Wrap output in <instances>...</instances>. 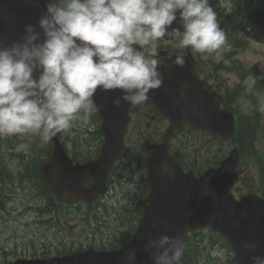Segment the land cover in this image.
Wrapping results in <instances>:
<instances>
[{
    "label": "clouds",
    "instance_id": "obj_1",
    "mask_svg": "<svg viewBox=\"0 0 264 264\" xmlns=\"http://www.w3.org/2000/svg\"><path fill=\"white\" fill-rule=\"evenodd\" d=\"M44 9L18 40L0 42V141L39 136L48 143L76 122L88 124L103 108L94 100L98 89L119 91L112 101L117 108L149 101L165 80L157 57L161 38L178 37V48L201 54L217 52L226 40L209 0H45ZM185 63L182 55L173 61ZM259 79L264 76L252 79L249 92ZM254 94L264 114V95ZM29 147L20 143L15 152L27 156ZM8 167L22 165L12 158ZM258 248L256 240L240 242L250 264H264ZM143 251L151 264H181L185 245L179 234L150 232ZM120 264H138L137 249L126 251Z\"/></svg>",
    "mask_w": 264,
    "mask_h": 264
},
{
    "label": "water",
    "instance_id": "obj_2",
    "mask_svg": "<svg viewBox=\"0 0 264 264\" xmlns=\"http://www.w3.org/2000/svg\"><path fill=\"white\" fill-rule=\"evenodd\" d=\"M41 4L44 5L45 0H40ZM33 12V9L30 8ZM24 12V9H19L17 13L19 15H22ZM26 20V18H25ZM12 22V21H11ZM13 23V22H12ZM26 24H29L27 21L22 23V34L24 32V26ZM10 27L7 25L6 28H4V34L6 37H8L7 34V28ZM21 34V33H20ZM19 34V35H20ZM21 34V35H22ZM14 39L17 37L13 36ZM20 37L18 36L17 40ZM158 102H163L162 100H158ZM98 105H103L102 110L99 111V113L102 116L103 125L102 129L104 134L106 135V144L103 147L102 151V158L101 161H110L113 160L116 155L118 154V151L121 146V142L123 140L122 133L126 130V122H127V110H128V104H124L122 107L120 113H115V108H113V104H110L107 101V98L105 99H98L96 101ZM212 118V124L219 128L220 125V116L219 114H216L214 112L210 113V117ZM228 124V121H227ZM224 130L221 131V134L224 136L223 138H232V124L230 123L228 126L223 128ZM220 130V129H219ZM222 139V138H219ZM51 160L47 162L43 167L42 170L44 174L46 175L47 179L49 180L50 184L52 185L54 191L56 192V195L58 194L60 197L68 198V199H75L78 200L81 197H85V189L83 188V181L87 178L84 171L90 166L92 163H87L85 165H76L74 166L72 164V161L69 159L67 154L65 153L63 147L58 143L57 146L53 149L51 152ZM111 165V162L109 163H102L101 168L104 170H109ZM220 174L216 175V178ZM81 177V179H80ZM91 199V198H90ZM86 199V200H90ZM180 209V208H179ZM250 220V225H258L263 224L264 226V214L262 212L259 213V215H256L254 218L251 216H244L243 222L246 224ZM148 224V223H147ZM224 227L226 228V235L230 238H236L237 232L239 228H241V221L237 218H229L226 219L224 222ZM248 227V226H247ZM244 228L242 230L247 229ZM256 233L257 231L254 230ZM156 232H158L156 230ZM247 239H252L250 236H248ZM252 240H256L259 244L258 253L257 254H264V237L256 236ZM146 242V236L142 234V232L138 231L133 239L130 241V243L126 246H124L121 250L118 251H111V252H84V253H78L74 255L71 261H63V259H59L61 261L53 262V264H89L91 261L92 264H120V260L123 257L124 253L128 251L129 249H137V257H138V264H151V261L147 255L146 252L143 251V245ZM87 255L86 257H89L91 260H86L83 258V255ZM239 258V256H238ZM80 260L79 262H77ZM248 264L250 262L248 261Z\"/></svg>",
    "mask_w": 264,
    "mask_h": 264
},
{
    "label": "rangeland",
    "instance_id": "obj_3",
    "mask_svg": "<svg viewBox=\"0 0 264 264\" xmlns=\"http://www.w3.org/2000/svg\"><path fill=\"white\" fill-rule=\"evenodd\" d=\"M225 24H226V27L227 29L229 28V22L227 19H225ZM229 32L232 31L231 29L228 30ZM226 35V33H225ZM256 41H252L250 43V45L243 51V54H242V61H243V64L246 66V67H251L252 65H258V67L264 69V40H257L255 39ZM258 49V50H257ZM211 54H207L208 57H210ZM260 125L263 126L264 125V114H263V117H261V120H260ZM37 140L41 141V139L39 138V136H35ZM0 167L1 168H5V169H9L8 167V161H6L4 158H0ZM26 170L29 172V171H32L33 169H31L30 167H24L22 166L21 167V171L23 172V174H25ZM10 172L8 171H4V173H2L0 171V177L2 176H5L6 178H11V176H14L17 174V171H12L10 170ZM1 179V178H0ZM11 190L9 188V186H7L5 188V190L0 194V196H11L10 194ZM10 194V195H9ZM81 225H85L82 221H78V220H75L72 222V227H69L72 231V235H69L68 237L69 238H77V236L79 234H82V239L84 241V243L87 242V238L89 237L88 234L84 233V232H81L80 231V224ZM205 247L208 249V245L206 244ZM7 248H4L3 249V253L7 252L6 251ZM24 253H32V251H25ZM216 260L214 261V264H228L226 261H227V254L226 252H221L220 254L216 255Z\"/></svg>",
    "mask_w": 264,
    "mask_h": 264
},
{
    "label": "trees",
    "instance_id": "obj_4",
    "mask_svg": "<svg viewBox=\"0 0 264 264\" xmlns=\"http://www.w3.org/2000/svg\"><path fill=\"white\" fill-rule=\"evenodd\" d=\"M253 4L257 5L256 13L253 11V8H256ZM240 5L244 15L256 21L264 22V0H241Z\"/></svg>",
    "mask_w": 264,
    "mask_h": 264
},
{
    "label": "flooded vegetation",
    "instance_id": "obj_5",
    "mask_svg": "<svg viewBox=\"0 0 264 264\" xmlns=\"http://www.w3.org/2000/svg\"><path fill=\"white\" fill-rule=\"evenodd\" d=\"M196 65L199 66V65H202L203 62L201 61V58L199 57V52H196Z\"/></svg>",
    "mask_w": 264,
    "mask_h": 264
}]
</instances>
